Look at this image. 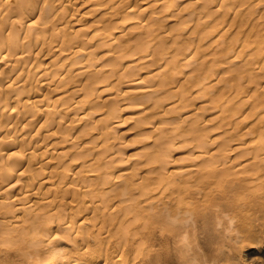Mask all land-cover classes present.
Returning <instances> with one entry per match:
<instances>
[{
	"label": "bare ground",
	"instance_id": "obj_1",
	"mask_svg": "<svg viewBox=\"0 0 264 264\" xmlns=\"http://www.w3.org/2000/svg\"><path fill=\"white\" fill-rule=\"evenodd\" d=\"M251 10L264 11V0H0V264L50 246L53 233L78 242L81 257L105 259L147 209L157 220L191 214L178 196L200 170L225 194L257 196L249 205L263 214L264 12L250 23L241 16ZM87 14L98 23L87 26ZM236 29L234 45L223 35ZM195 100L220 116L218 138L185 112ZM245 106L250 120L238 122L248 138L234 143V111ZM124 108L132 120L154 119L143 159L113 151ZM181 133L193 163L168 171L166 146ZM234 152L248 158L231 166Z\"/></svg>",
	"mask_w": 264,
	"mask_h": 264
},
{
	"label": "rangeland",
	"instance_id": "obj_2",
	"mask_svg": "<svg viewBox=\"0 0 264 264\" xmlns=\"http://www.w3.org/2000/svg\"><path fill=\"white\" fill-rule=\"evenodd\" d=\"M262 10L256 12L252 10L247 11V14L241 17L253 23L255 18L263 14L264 11ZM99 16L100 15L97 14H87L83 17V22H87V26L96 25L99 21ZM237 30L238 29L225 33L223 38H226V41L236 45L235 41L231 38L236 35ZM247 32L246 28H242L237 34L241 39H245ZM240 42L241 40L238 42L237 46ZM149 68L148 66H144L140 75L144 74ZM247 95L248 92L245 91V93L239 97L240 99H238V101L242 100ZM50 96L51 95H49V97ZM201 105L199 100L191 101L190 108L187 110L185 109V112L190 111L194 113L193 117L198 119L199 128H201L203 133L209 136L210 139L218 138L221 133V129H218V126L221 124L218 122L220 116L209 106L202 108L200 107ZM246 106L245 108L243 107V109H235L234 111V113L237 114L236 118L232 121L235 129L234 133L238 134L241 132L240 138L238 140L234 139V143L239 142L241 138H248L243 137L247 127L238 122L239 116L241 118L246 117L247 120H250L251 111L247 109ZM124 110L118 122V127L113 129L114 132L112 131L113 135L116 136V141L119 140L117 145H114L113 151H116L118 158L121 160L124 159L125 162L137 158H139V160L143 159L142 156L145 152L142 150L149 146L147 144L146 147L145 144L152 141L151 137L154 138L151 128V122H154V119H149L144 122L132 120L130 118L133 115L132 112L125 108ZM194 115H196V117ZM192 143L193 141L190 136L181 133L167 144L166 155L168 171L176 172V170L179 171L180 169V171H183L191 164L192 161L189 160L188 154L193 147ZM143 147L144 149H142ZM232 154L231 157L234 163H231V166L238 164L242 160L245 161L248 158V155L244 152H234ZM145 170L139 171V175L142 173L147 174L148 171ZM198 173L202 174L203 171L200 170ZM198 173L190 174V181L187 180V185H185L186 190L181 191L178 196L180 197L179 203L181 205L186 203V207H188L189 212H191V214L189 213L190 215L188 213L185 215L175 213L164 214L162 216L163 220L161 218L157 220V218L153 216V211L147 209V212L145 211L142 213V219L129 225L128 238L125 237L124 244V239L121 238L122 241L120 237L116 239L118 236H115L113 241L109 240L110 247L107 249L108 251L106 250L105 259L98 254L92 255L94 257H90L91 254L90 256L85 255L81 257L78 254L81 248L78 242H74L72 237L68 235L53 233L50 238L52 242L50 246L40 247L38 250L32 251L31 256L27 259L23 257H14L11 264H29V258L31 257L35 259H49L56 253H63L67 262L79 259L82 261L81 264H264V212L261 214L262 211L260 212L258 208L249 205L251 201L253 204L256 202V200L254 202L253 198L257 199V196L250 197L245 201L246 196L244 195L245 197H243V190L232 193L228 190L227 194H225V192H222L225 186L223 183H218L219 187H215L214 183L213 185L204 184V181L202 182L200 180V174ZM194 175L195 178H193ZM194 181H197L196 184L192 183ZM190 183L194 186H190ZM221 185L222 187H220ZM202 186H204V188ZM211 186H214L212 188L216 189H210L212 191L208 193L210 191L208 187L211 188ZM196 187L198 191L201 190L198 194L200 197L196 196L198 192H194L197 190ZM202 190H205V192L208 190L206 192L207 194H204L205 192ZM192 192H194V194H192ZM193 196L196 198H193ZM215 196L216 198L214 199ZM242 198H244V200H242ZM261 199V197H258L257 202L262 201ZM194 200H197L198 202H196L199 205H196V202L193 203ZM200 200H202V203ZM216 207L219 209H216ZM214 208L217 211L214 210ZM196 209L199 210L195 212ZM214 212H217V214ZM142 225L144 229L139 230ZM131 230L136 232H131L134 235L130 240L129 236H131ZM118 240H120L125 247L121 245L120 241L117 243ZM104 242L105 241H103V243ZM115 243L119 244V246L121 245L120 248L115 247ZM89 244L92 245V242ZM120 251L122 252L121 254ZM118 259H121L120 262H118ZM104 260L106 262H104ZM58 264L64 263L61 262Z\"/></svg>",
	"mask_w": 264,
	"mask_h": 264
}]
</instances>
